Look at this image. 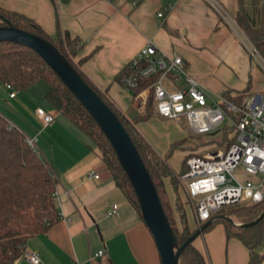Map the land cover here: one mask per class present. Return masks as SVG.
Returning a JSON list of instances; mask_svg holds the SVG:
<instances>
[{
  "label": "crops",
  "instance_id": "crops-1",
  "mask_svg": "<svg viewBox=\"0 0 264 264\" xmlns=\"http://www.w3.org/2000/svg\"><path fill=\"white\" fill-rule=\"evenodd\" d=\"M263 5L264 0H137L135 5L131 0H0V8L29 18L48 36L58 29L77 39L80 46L73 60L79 61V70L123 114L143 111L116 77L147 39L165 55L182 58L186 71L204 86L208 101L223 93L235 100L264 93V58L259 52L258 56L249 54V45H253L236 22L240 14L257 26ZM166 6L169 10L157 17ZM38 81L21 91L14 89L11 98L0 82V114L9 126L34 140L36 151L56 179L54 198L60 218L45 232L28 238L23 251L36 253L37 264H160L151 234L102 168L97 148L51 107L44 97L48 86ZM37 107L53 113L49 124L43 125L35 115ZM157 119L153 114L134 127L159 157L171 143H185L190 134L198 136L185 125L187 136L179 126L183 121ZM231 120L228 114L215 134L200 138L216 139L221 127L232 125ZM156 123L165 124L167 132L157 133ZM216 144L190 152L200 155L210 148L225 149ZM176 152L180 162L173 167L169 158ZM188 153L176 149L167 163L177 171ZM90 170L98 173V179L87 177ZM163 188L175 209L177 191L168 179L163 180ZM113 204L115 213L106 215ZM186 207L192 211L189 204ZM191 213V222L185 218L189 230L197 225ZM216 220L192 241L205 264H247V246L227 233L223 221ZM98 250L101 256L94 257ZM252 251L264 255V221L261 241ZM10 264L29 263L20 256ZM258 264H264V256Z\"/></svg>",
  "mask_w": 264,
  "mask_h": 264
},
{
  "label": "trees",
  "instance_id": "trees-1",
  "mask_svg": "<svg viewBox=\"0 0 264 264\" xmlns=\"http://www.w3.org/2000/svg\"><path fill=\"white\" fill-rule=\"evenodd\" d=\"M258 21V25L255 26L245 16L240 14L236 16L237 24L257 52L264 58V5L260 11ZM0 22V25L8 23L51 43L69 62L81 79L114 113L136 149L154 186L162 212L177 245H180L195 229L189 232L183 212L180 215V221H183L182 230L180 234L177 233L168 216L169 207L171 208V206L165 195L163 180L168 179L173 190L177 191L178 184L174 183L173 171L166 165V160L174 150L182 148L181 143H171L163 156L159 157L134 127L137 121L146 120L153 114L156 115L153 111L151 94L149 93L141 113L132 112L131 110L129 114H123L79 70V61L75 62L73 60L80 46L77 39L70 38L66 32H61L58 29L53 36H48L29 18L2 8H0ZM132 69L126 64L119 71L116 77L117 80H120L121 75L127 74ZM37 80L46 82L48 87L44 97L51 107L73 123L95 145L102 168L112 178L117 188L139 215L135 196L114 157L110 145L85 109L35 52L12 42H0V82L9 84L13 89L21 91ZM148 83L149 80L137 79V86L130 90L132 95L134 96ZM222 96L237 105L243 99L235 100L227 93H223ZM206 138H208L206 139L208 143L216 142V145L226 148L234 138L233 126L226 124L221 127L216 139ZM190 155L199 154L191 152L188 153V156ZM188 156L184 157L187 158ZM55 183L56 179L46 161L37 151L26 144L25 135L16 127L9 126L6 119L0 114V264L12 263L23 253L24 244L28 238L45 232L59 220L60 217L54 198ZM187 204L184 203V205ZM224 209H228L227 212L224 211L226 214L222 212ZM240 209L244 211L240 212L245 220L244 222L251 221L264 210V200L255 204H239L221 208L214 212L209 219L216 214L217 216L227 215L228 212ZM217 220L223 221L227 233L230 232L236 235L247 246L249 249L247 264H258L264 255L254 253L252 248L261 241V225L264 216L257 224L249 228H232L226 220L222 218ZM214 222L212 221L205 229L209 228ZM203 223L197 226H201ZM231 229L234 231L231 232ZM178 264H205V262L202 255L190 242L182 249Z\"/></svg>",
  "mask_w": 264,
  "mask_h": 264
},
{
  "label": "built area",
  "instance_id": "built-area-1",
  "mask_svg": "<svg viewBox=\"0 0 264 264\" xmlns=\"http://www.w3.org/2000/svg\"><path fill=\"white\" fill-rule=\"evenodd\" d=\"M136 2L131 0L132 5ZM168 10L166 6L157 12V17H163ZM248 51L251 56H258L253 46L249 45ZM127 64L133 69L119 80L127 90L137 86V79L149 80L148 85L134 95L139 110L144 109L150 93L156 116L177 123L183 121L190 132L198 136L218 129L228 114L233 116L234 138L225 149L210 148L185 160L180 180L197 223L205 222L221 208L263 201L264 93H253L238 105L223 96L208 101L204 86L186 71L182 58L177 54L165 55L149 39ZM3 86L8 97H13L15 92L11 85ZM34 113L43 125L53 120L52 112L39 107ZM26 144L36 151L32 138H26ZM236 170L239 174H234ZM87 177L98 179V173L90 170ZM115 210L113 204L106 215L114 214ZM101 254L98 250L94 257ZM21 257L29 264L39 261L34 252L23 251Z\"/></svg>",
  "mask_w": 264,
  "mask_h": 264
},
{
  "label": "water",
  "instance_id": "water-1",
  "mask_svg": "<svg viewBox=\"0 0 264 264\" xmlns=\"http://www.w3.org/2000/svg\"><path fill=\"white\" fill-rule=\"evenodd\" d=\"M0 42H12L35 52L93 119L110 145L135 196L139 216L153 238L160 264H178L182 249L215 219L222 218L237 228H249L257 224L264 216L263 210L253 220L243 223H234L228 215L216 216L205 221L180 245H177L151 179L128 135L109 107L81 79L57 49L43 38L7 23L0 25ZM216 132L217 130H214L210 132V135Z\"/></svg>",
  "mask_w": 264,
  "mask_h": 264
},
{
  "label": "rangeland",
  "instance_id": "rangeland-1",
  "mask_svg": "<svg viewBox=\"0 0 264 264\" xmlns=\"http://www.w3.org/2000/svg\"><path fill=\"white\" fill-rule=\"evenodd\" d=\"M38 82H42L45 84V82L43 80H39ZM157 120L163 121L164 119L159 118ZM179 126H182L183 128H185L184 130H186V135L188 136L187 127L185 126V124L182 123V125H179ZM154 128H155L154 130H156L157 133H166L167 132V126L165 124H162V123H156V126ZM206 142L207 141L203 138H200V136H194V135L190 134L189 137L186 139L185 143H183V142H182L183 144L181 143L182 144L181 147L183 149H187V151H189V153H191L190 151H193L195 149H199L201 147L206 146L208 144V142L207 143ZM186 156H188V154ZM169 159H170L169 162L173 167H177L179 165L180 158H179V154L177 152L174 155H172L171 158H169ZM185 159H186L185 157L182 158L181 163H180V167L177 171H174L171 168V166L167 163V160H166V165L173 171V181L175 184H178L176 198H175L176 208L172 209L169 207L170 210L168 212L169 213V215H168L169 219L172 222V224H173V226L176 229L178 234H180L181 230H182L183 221H180L181 213L184 212V215H185L187 222L192 221V215H191L192 211L190 212V210L187 207L184 208V203L189 204V201H188V198H187L186 193L184 191V185L182 184V182L180 180V175L184 171ZM234 174H239L238 170H236L234 172ZM227 210L224 209V210H222V212H224V211L227 212ZM226 212H224L223 214H226ZM240 212H244V211L242 209H240V210H237L234 212H228L227 215L233 220V222L243 223L245 220L241 216L242 213H240ZM216 216H217V214L215 216H212V218L216 217ZM197 225H198V223H197ZM197 225H196V228L199 227ZM189 232H191V231L189 230ZM206 237H207V235H205V238Z\"/></svg>",
  "mask_w": 264,
  "mask_h": 264
}]
</instances>
